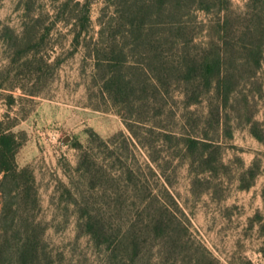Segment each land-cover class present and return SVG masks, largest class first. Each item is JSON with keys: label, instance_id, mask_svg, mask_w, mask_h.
Returning a JSON list of instances; mask_svg holds the SVG:
<instances>
[{"label": "rangeland", "instance_id": "374dc122", "mask_svg": "<svg viewBox=\"0 0 264 264\" xmlns=\"http://www.w3.org/2000/svg\"><path fill=\"white\" fill-rule=\"evenodd\" d=\"M106 2L0 0V120L39 196L10 233L29 230L50 264H264V0H209L185 16L180 46L154 27L158 60L123 27L119 96L104 85L114 64L97 69L92 54ZM211 43L228 102L170 65ZM141 61L159 93L134 88Z\"/></svg>", "mask_w": 264, "mask_h": 264}, {"label": "trees", "instance_id": "16d2710c", "mask_svg": "<svg viewBox=\"0 0 264 264\" xmlns=\"http://www.w3.org/2000/svg\"><path fill=\"white\" fill-rule=\"evenodd\" d=\"M103 7V14L100 17L99 36L93 43L92 54L96 59V68L104 69L114 64L115 69L109 76H104V85L114 92V96L124 94L127 90L126 76L120 73L125 59L119 58L118 53H124V48L119 45V34L122 28H128L127 32L133 37L134 47L145 49L150 52V57L161 58L159 44H155V36L152 30L162 24H168L170 31L176 29L177 34L172 39L173 46H180L179 34L184 30L183 23L186 15L197 9L210 10L209 0L204 3L200 0H106ZM200 4V5H199ZM85 20L90 21V16L85 15ZM124 34V33H123ZM128 34V35H129ZM126 35V34H124ZM81 32L76 35L79 41ZM194 41V40H193ZM174 48V47H172ZM219 45L211 43L205 47L203 54L195 53L174 59L171 62L172 69L179 73L181 81L188 84L201 81L204 92H211L215 89L223 101L228 102L231 94L232 79L224 71V55ZM259 51V47H258ZM257 51L255 58L260 64V53ZM188 58V60H186ZM162 60V59H161ZM169 63V61H167ZM138 74L136 86L146 91L147 86L161 91L160 75H151V71L144 63L134 64ZM154 72V70H153ZM159 83V84H158ZM199 100V96H196ZM97 135V134H96ZM98 136V135H97ZM99 137V136H98ZM199 143L197 139H190V148H195ZM21 142L5 122L0 120V192L2 193L3 204L0 209V222L9 223L10 227L0 228V264H6L5 259L17 258V262L23 264H50L49 261L41 260V247L39 242L34 240V235L29 230L22 231L15 229L14 235L10 233L12 226H17L20 220L29 222V217L23 216L20 212L22 202L25 204L39 205V196L34 172L29 167L20 168L16 161V155ZM77 144V147H80ZM2 224V223H1ZM92 225V223H91ZM91 232L96 233L94 225ZM37 241V242H36ZM44 254L47 255L46 252ZM122 264H128L123 262Z\"/></svg>", "mask_w": 264, "mask_h": 264}]
</instances>
